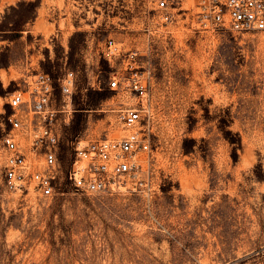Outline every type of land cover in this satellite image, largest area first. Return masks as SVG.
Returning <instances> with one entry per match:
<instances>
[{
  "label": "rangeland",
  "instance_id": "1",
  "mask_svg": "<svg viewBox=\"0 0 264 264\" xmlns=\"http://www.w3.org/2000/svg\"><path fill=\"white\" fill-rule=\"evenodd\" d=\"M141 19L135 0H0V264H264V31L200 29L179 9L148 34ZM129 51L143 99L108 86ZM38 71L54 79L63 172L71 144L124 134L119 111L142 100L150 152L134 189L4 187L7 99Z\"/></svg>",
  "mask_w": 264,
  "mask_h": 264
},
{
  "label": "built area",
  "instance_id": "2",
  "mask_svg": "<svg viewBox=\"0 0 264 264\" xmlns=\"http://www.w3.org/2000/svg\"><path fill=\"white\" fill-rule=\"evenodd\" d=\"M142 11L141 28L166 26L181 10L195 27L204 30L264 31V0H135ZM111 38L104 42V54L119 53ZM135 51L127 53L128 73H113L108 86L129 90L143 99L147 82L134 64ZM109 58V57H107ZM63 96H70L73 71L67 69L58 78ZM54 79L38 71L26 82V88L14 90L7 99L10 128L1 137L3 151L2 183L7 190L35 196H54L62 191L61 180L75 191L100 193L115 188H135L143 155L150 152L151 125L142 100L119 111L125 133L118 137H100L72 145L69 165L63 172L56 130L57 113L53 105Z\"/></svg>",
  "mask_w": 264,
  "mask_h": 264
}]
</instances>
